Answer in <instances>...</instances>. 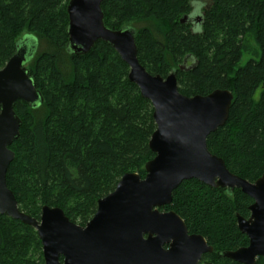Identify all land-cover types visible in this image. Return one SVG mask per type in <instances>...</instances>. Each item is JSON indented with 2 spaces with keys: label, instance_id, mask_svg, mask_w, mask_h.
Returning <instances> with one entry per match:
<instances>
[{
  "label": "trees",
  "instance_id": "1",
  "mask_svg": "<svg viewBox=\"0 0 264 264\" xmlns=\"http://www.w3.org/2000/svg\"><path fill=\"white\" fill-rule=\"evenodd\" d=\"M70 1L0 0V71L19 44L35 45L26 67L41 97L37 106L15 105L22 126L11 147L15 159L7 186L21 212L39 219L44 206L60 208L73 223L86 226L98 201L113 193L124 175L146 177L157 126L152 103L130 82V67L112 46L99 41L85 56L68 52ZM200 2L209 8L195 33L182 21ZM102 9L107 28L136 31L139 62L151 75L165 79L175 72L187 97L215 90L233 94L229 119L209 136L208 149L234 175L259 180L264 0H105ZM253 203L239 189L229 193L193 180L183 182L161 211L178 214L189 234L202 235L214 248L203 262L240 264L221 254L249 246L237 215L249 218ZM0 264H45L36 229L0 214Z\"/></svg>",
  "mask_w": 264,
  "mask_h": 264
},
{
  "label": "water",
  "instance_id": "2",
  "mask_svg": "<svg viewBox=\"0 0 264 264\" xmlns=\"http://www.w3.org/2000/svg\"><path fill=\"white\" fill-rule=\"evenodd\" d=\"M104 1L69 2L67 50L85 56L103 41L130 67L129 80L152 103L157 126L149 143L155 158L146 164V177L124 175L115 191L98 201L86 226L73 223L60 208L44 206L39 219L20 211L7 186L15 159L11 147L22 126L15 105L22 101L37 106L41 97L26 67L35 47L19 44L0 71V214L36 229L45 264H201L214 248L202 235L189 234L178 214L161 211L172 203L183 182L196 180L229 193L239 189L254 201L248 219L237 215L249 246L221 255L240 264H257L264 258V175L255 183L234 175L207 145L209 136L226 125L233 94L215 90L207 96L187 97L179 91L175 72L165 79L148 73L138 59L136 31L106 27Z\"/></svg>",
  "mask_w": 264,
  "mask_h": 264
},
{
  "label": "flooded vegetation",
  "instance_id": "3",
  "mask_svg": "<svg viewBox=\"0 0 264 264\" xmlns=\"http://www.w3.org/2000/svg\"><path fill=\"white\" fill-rule=\"evenodd\" d=\"M209 6L205 2L194 3L190 7L189 14L185 15L184 22L182 24L190 26V30L194 31L195 33L200 31V27L203 24V19L205 16V11L208 10ZM186 65L190 66V61H186ZM248 219V218H246ZM238 223V222H237ZM208 263L203 262L201 264Z\"/></svg>",
  "mask_w": 264,
  "mask_h": 264
},
{
  "label": "rangeland",
  "instance_id": "4",
  "mask_svg": "<svg viewBox=\"0 0 264 264\" xmlns=\"http://www.w3.org/2000/svg\"><path fill=\"white\" fill-rule=\"evenodd\" d=\"M40 44H41V43H40ZM31 46H32V47H33V46L35 47V45H31ZM42 46L44 47L45 44H43ZM42 46H41V48H42ZM34 47H33V48H34ZM251 48H252V49H256V48H255V43H254V42H251ZM250 58H252V57H251V54H250V55H246V56H245V60H244V62H243L242 64H244L247 60H250ZM190 64L192 65L193 62L190 61ZM26 66H27V64H26Z\"/></svg>",
  "mask_w": 264,
  "mask_h": 264
}]
</instances>
